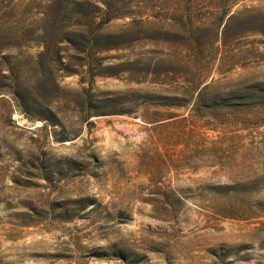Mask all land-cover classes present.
Returning <instances> with one entry per match:
<instances>
[{"label": "rangeland", "instance_id": "1", "mask_svg": "<svg viewBox=\"0 0 264 264\" xmlns=\"http://www.w3.org/2000/svg\"><path fill=\"white\" fill-rule=\"evenodd\" d=\"M0 264H264V0H0Z\"/></svg>", "mask_w": 264, "mask_h": 264}]
</instances>
